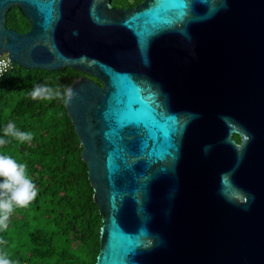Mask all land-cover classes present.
Masks as SVG:
<instances>
[{
	"label": "water",
	"instance_id": "95a60500",
	"mask_svg": "<svg viewBox=\"0 0 264 264\" xmlns=\"http://www.w3.org/2000/svg\"><path fill=\"white\" fill-rule=\"evenodd\" d=\"M1 55L82 72L95 264H264V0H0Z\"/></svg>",
	"mask_w": 264,
	"mask_h": 264
},
{
	"label": "trees",
	"instance_id": "16d2710c",
	"mask_svg": "<svg viewBox=\"0 0 264 264\" xmlns=\"http://www.w3.org/2000/svg\"><path fill=\"white\" fill-rule=\"evenodd\" d=\"M122 1L130 2L114 3ZM7 25L20 32L30 29L29 20L16 7L8 12ZM80 74L70 67L44 70L14 64L0 77V130L14 123L18 130L33 134L25 143L4 137L0 154L25 164L37 190L30 205L15 209L8 229L0 233V255L12 264L96 262L102 216L94 202L83 147L66 109V89ZM37 86L59 91L65 99L33 100L30 93ZM234 138L240 141L239 135Z\"/></svg>",
	"mask_w": 264,
	"mask_h": 264
},
{
	"label": "clouds",
	"instance_id": "9594fccd",
	"mask_svg": "<svg viewBox=\"0 0 264 264\" xmlns=\"http://www.w3.org/2000/svg\"><path fill=\"white\" fill-rule=\"evenodd\" d=\"M7 65L0 61V71ZM33 100L65 99L59 91L45 86H37L30 93ZM0 145L6 143L4 137H12L20 143L29 142L33 134L20 131L14 123H8L0 130ZM37 196L32 180L26 174V165L18 163L11 156L0 154V233L8 229L11 214L17 208H26ZM3 241H0L2 244ZM0 264H12V261L0 255Z\"/></svg>",
	"mask_w": 264,
	"mask_h": 264
},
{
	"label": "built area",
	"instance_id": "2783aa9c",
	"mask_svg": "<svg viewBox=\"0 0 264 264\" xmlns=\"http://www.w3.org/2000/svg\"><path fill=\"white\" fill-rule=\"evenodd\" d=\"M0 61H2L4 64L7 65L6 68H3L2 71H0V77L8 73L10 70H12L14 63L9 60V57L7 55H1Z\"/></svg>",
	"mask_w": 264,
	"mask_h": 264
},
{
	"label": "flooded vegetation",
	"instance_id": "af4514ba",
	"mask_svg": "<svg viewBox=\"0 0 264 264\" xmlns=\"http://www.w3.org/2000/svg\"><path fill=\"white\" fill-rule=\"evenodd\" d=\"M124 1H126V0H124ZM130 2L132 1V0H129ZM130 2H121L120 4H116V3H114V0H112V4L114 5V6H117V7H120V8H126V7H128V6H135V5H131L130 4ZM126 3V4H125ZM238 142H240V141H238Z\"/></svg>",
	"mask_w": 264,
	"mask_h": 264
},
{
	"label": "rangeland",
	"instance_id": "374dc122",
	"mask_svg": "<svg viewBox=\"0 0 264 264\" xmlns=\"http://www.w3.org/2000/svg\"><path fill=\"white\" fill-rule=\"evenodd\" d=\"M16 65V64H15Z\"/></svg>",
	"mask_w": 264,
	"mask_h": 264
}]
</instances>
